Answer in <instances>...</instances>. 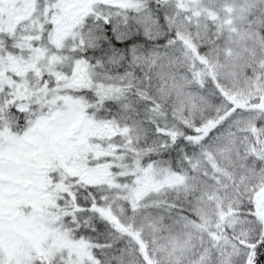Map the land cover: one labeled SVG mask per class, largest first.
Here are the masks:
<instances>
[{"label": "snow or ice", "instance_id": "snow-or-ice-1", "mask_svg": "<svg viewBox=\"0 0 264 264\" xmlns=\"http://www.w3.org/2000/svg\"><path fill=\"white\" fill-rule=\"evenodd\" d=\"M0 264H264V0H0Z\"/></svg>", "mask_w": 264, "mask_h": 264}]
</instances>
